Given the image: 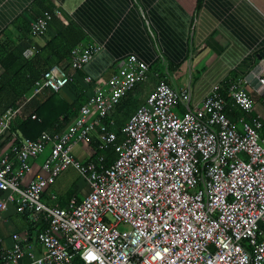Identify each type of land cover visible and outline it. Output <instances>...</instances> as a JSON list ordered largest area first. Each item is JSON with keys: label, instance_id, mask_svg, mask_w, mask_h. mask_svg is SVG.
<instances>
[{"label": "built area", "instance_id": "2783aa9c", "mask_svg": "<svg viewBox=\"0 0 264 264\" xmlns=\"http://www.w3.org/2000/svg\"><path fill=\"white\" fill-rule=\"evenodd\" d=\"M51 17L45 12L33 20L31 35H41ZM101 49H73L72 69L82 70ZM151 69L129 55L108 79V93L95 87L65 129L12 147L14 157L0 156V211L15 203L34 223L41 213L48 220L38 235L43 254L32 255L30 264H264V113L252 115L251 94L235 82L215 85L192 110L186 90L159 80L114 146L116 133L104 119L148 80ZM72 79L63 67H48L32 98L45 88L60 91ZM253 81L264 108V59ZM226 90L229 100L222 95ZM234 106L243 111L236 122L228 116ZM18 112L0 119V137L8 136ZM97 128L100 148L112 145L118 154L109 166L103 158L84 163L74 154ZM47 147L45 174L22 186L31 160ZM70 167L88 182L89 192L64 207L45 205L42 192ZM23 256L16 238L0 264H22Z\"/></svg>", "mask_w": 264, "mask_h": 264}, {"label": "crops", "instance_id": "0c3cea01", "mask_svg": "<svg viewBox=\"0 0 264 264\" xmlns=\"http://www.w3.org/2000/svg\"><path fill=\"white\" fill-rule=\"evenodd\" d=\"M35 1L0 0V33L8 31L19 40V49L29 54L39 51L46 40L55 35V31L48 26L42 36L29 35L25 38L13 26L20 16L32 21L27 12ZM44 1L53 6L64 24H74L84 32L86 37L80 47L89 44L102 47L101 52L82 69L84 76L72 74L73 79L85 87L88 97L95 87L108 93V79L125 64L129 55H136L152 65L148 80L137 87L138 90H146V95L142 97L139 94L136 107L133 101L125 100L122 109H116L107 118L113 121V125L123 127L159 80L186 90L192 110L202 103L215 85L238 83L254 100L255 113L252 115H263L262 97L257 93L259 86L253 81V74L264 59V0ZM5 68V65H0V73ZM17 68L12 67L13 70ZM86 77H90L89 83ZM72 86L62 91L66 97L74 94ZM33 92L28 101L32 99ZM184 110L180 107L181 113ZM10 145L2 135L0 156L11 152ZM74 154L87 163L91 151L85 142H81L75 145ZM49 155L50 149L45 161ZM38 157L31 160V170L22 181V186L29 184L38 174H45L42 170L45 161L35 167ZM69 170H73L74 176L65 174ZM78 179L83 183L78 185ZM88 192V182L70 167L42 192V202L50 207H64L70 198L82 199ZM4 196L5 193L0 197ZM39 219V223H34L30 216L18 211L15 203H8L7 208L0 211V261L5 252L13 247L16 238L24 251L22 264L32 263V255L43 254L38 235L43 231L40 227L47 228L48 220L43 213L39 214Z\"/></svg>", "mask_w": 264, "mask_h": 264}, {"label": "trees", "instance_id": "16d2710c", "mask_svg": "<svg viewBox=\"0 0 264 264\" xmlns=\"http://www.w3.org/2000/svg\"><path fill=\"white\" fill-rule=\"evenodd\" d=\"M45 12H50L52 15L48 26L55 31V35L49 37L39 51H33L31 54L22 51L19 49V40L14 39L8 31L0 33V65L6 66L0 73V119L7 111L19 109L10 124V133L5 137L11 143L10 150L14 146H21L25 141L37 139L44 131H62L78 116L80 107L88 100V92L85 87L83 88L79 82L73 79L60 91L55 92L45 88L28 101L35 89L36 81L42 78L43 72L48 67L59 65L70 75L78 73V75L84 76L82 70L74 71L70 64L71 51L80 47L86 37L84 32L74 24H64L55 14L53 6L44 0H36L27 13L33 21ZM32 21L29 22L25 17L20 16L13 26L17 28L20 36L26 38L32 33ZM42 34L43 32L41 36ZM16 66L18 68L13 70L12 67ZM69 86L74 87L72 89L74 94L66 97L62 91L67 90ZM92 86L93 83L90 84V87ZM137 87L124 97L117 109H122L121 107L126 104L125 100H133L135 93L139 91ZM222 95L226 99H230L227 90L222 91ZM252 113H255V109ZM242 114L243 111L236 106L228 111L229 118L234 122ZM104 123H108V129L116 133L117 140L114 146L121 143L124 137L122 126L113 125L107 118L104 119ZM100 134V129L97 128L84 141L91 151L87 162L93 161L98 164L103 158L106 166H109L117 159L118 154L112 145L105 149L100 148ZM10 155L14 156L12 152ZM3 193L0 190V196ZM59 202L61 203V201ZM44 228L45 226L40 227L41 230Z\"/></svg>", "mask_w": 264, "mask_h": 264}, {"label": "rangeland", "instance_id": "374dc122", "mask_svg": "<svg viewBox=\"0 0 264 264\" xmlns=\"http://www.w3.org/2000/svg\"><path fill=\"white\" fill-rule=\"evenodd\" d=\"M139 94H141L142 95V97H143V95H146V90H144L143 91V89L142 88H140V90L137 92V93H135V97H133V106H138V104H139V98H140V95ZM136 95H138V97L136 96ZM261 108H262V110L264 111V108H263V106H261ZM129 111H131V109H129ZM124 115V114H123ZM120 117V116H119ZM49 147H47L46 148V150L42 153V154H40L39 155V157H38V159L36 160V164H35V167L37 166V167H39V166H41L42 165V163H44V161H45V159L47 158V155L49 154ZM65 174H67V175H72V176H74V173H73V170H69L67 173H65ZM78 183V185H80V184H82L83 183V181L82 180H79L78 179V181H77ZM85 184V183H84Z\"/></svg>", "mask_w": 264, "mask_h": 264}]
</instances>
